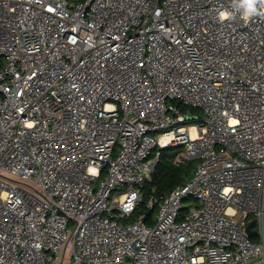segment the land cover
Returning <instances> with one entry per match:
<instances>
[{
	"label": "built area",
	"instance_id": "obj_1",
	"mask_svg": "<svg viewBox=\"0 0 264 264\" xmlns=\"http://www.w3.org/2000/svg\"><path fill=\"white\" fill-rule=\"evenodd\" d=\"M225 11L0 0V264H264V15ZM178 144L192 178L124 221Z\"/></svg>",
	"mask_w": 264,
	"mask_h": 264
},
{
	"label": "trees",
	"instance_id": "obj_2",
	"mask_svg": "<svg viewBox=\"0 0 264 264\" xmlns=\"http://www.w3.org/2000/svg\"><path fill=\"white\" fill-rule=\"evenodd\" d=\"M81 0H69L70 3H76ZM180 109L185 110L186 107L179 102H175ZM192 113L197 116L201 115L198 109L192 108ZM185 149L184 145H172L161 148L156 165L150 175L149 179L144 180L140 185L142 192V200L135 211L124 221H132L141 211L147 212V223H153V214L155 210L146 209V201L153 193H165L177 185L186 183L195 173L197 164L200 161L198 157H192L182 161H175L178 153ZM252 240L256 237L252 236Z\"/></svg>",
	"mask_w": 264,
	"mask_h": 264
},
{
	"label": "clouds",
	"instance_id": "obj_3",
	"mask_svg": "<svg viewBox=\"0 0 264 264\" xmlns=\"http://www.w3.org/2000/svg\"><path fill=\"white\" fill-rule=\"evenodd\" d=\"M260 6V7H258ZM234 12H221V20L235 18V13H240L241 18L247 22L251 17L264 15V0H233Z\"/></svg>",
	"mask_w": 264,
	"mask_h": 264
},
{
	"label": "rangeland",
	"instance_id": "obj_4",
	"mask_svg": "<svg viewBox=\"0 0 264 264\" xmlns=\"http://www.w3.org/2000/svg\"><path fill=\"white\" fill-rule=\"evenodd\" d=\"M195 109H198V108H195ZM198 110L200 111V109H198ZM157 135H158V133L156 134V136ZM157 149H159V148H157ZM159 150H161V148ZM192 157H194V156L189 154V152H187L186 149H183L180 153L177 154V156L175 158V161H182V160H185V159H190ZM10 177L15 179L18 182H21V183H28L27 181L21 179L20 177L12 176V175H10ZM28 184H30V183H28Z\"/></svg>",
	"mask_w": 264,
	"mask_h": 264
},
{
	"label": "water",
	"instance_id": "obj_5",
	"mask_svg": "<svg viewBox=\"0 0 264 264\" xmlns=\"http://www.w3.org/2000/svg\"><path fill=\"white\" fill-rule=\"evenodd\" d=\"M194 116H189L190 119H193ZM254 224V220H251L250 222H248L245 227H244V231L247 233L248 236L252 237L253 235H255L256 231L254 229H252V226Z\"/></svg>",
	"mask_w": 264,
	"mask_h": 264
}]
</instances>
